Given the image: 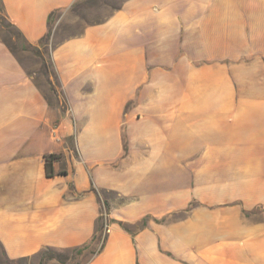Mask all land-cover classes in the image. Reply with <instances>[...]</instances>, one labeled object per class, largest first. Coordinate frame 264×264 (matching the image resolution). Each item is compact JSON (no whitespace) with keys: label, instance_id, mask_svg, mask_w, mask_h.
<instances>
[{"label":"crops","instance_id":"0c3cea01","mask_svg":"<svg viewBox=\"0 0 264 264\" xmlns=\"http://www.w3.org/2000/svg\"><path fill=\"white\" fill-rule=\"evenodd\" d=\"M79 1L0 7L40 47ZM49 60L63 111L0 39V264H264V0H122Z\"/></svg>","mask_w":264,"mask_h":264},{"label":"rangeland","instance_id":"374dc122","mask_svg":"<svg viewBox=\"0 0 264 264\" xmlns=\"http://www.w3.org/2000/svg\"><path fill=\"white\" fill-rule=\"evenodd\" d=\"M122 0H81L71 8L60 13H54L49 24V36L41 42V56L35 50L24 46L21 39L17 38L15 31L9 25L0 7V39L9 42L14 53L26 66L37 85L44 90L51 102H60V89L58 82L51 75L49 66V51L53 44L67 36L76 34L83 25L89 22H97L105 18L113 8ZM64 110V104H59ZM84 260L76 255L75 251H48L41 256L22 260L18 264H80Z\"/></svg>","mask_w":264,"mask_h":264},{"label":"trees","instance_id":"16d2710c","mask_svg":"<svg viewBox=\"0 0 264 264\" xmlns=\"http://www.w3.org/2000/svg\"><path fill=\"white\" fill-rule=\"evenodd\" d=\"M53 14H54V13H51V14L49 15V18H48V22H49V24L51 23V19H52ZM10 26H11V25H10ZM11 28H13V27H11ZM13 29H14V28H13ZM14 31H15V34H16L17 38H19V39L22 40L24 46L34 49L35 52H36V54H37L38 56L40 55L41 58H42V60H43L44 62H46L45 59H44V57H43V55L41 54L40 47H32L30 44H28V43L25 41V39L23 38V36H22L19 32H17L15 29H14ZM48 36H49V32H47V34L44 36V38L42 39V42H43L44 39L48 38ZM6 43H7V45H9V47H10L11 50H12V52L14 53V51H13V47L11 46V44H10L9 42H6ZM48 61H49V66L51 67V75H52L53 77H55V79H56V74H55V72H54V69H53V67H52V64H51L50 60H48ZM56 80H57V79H56ZM56 158H57V157H55V156H53V155H49V156H46V157H45V173H46V176H47V177H50V176L53 175L52 162H53V160L56 159ZM99 231H101V224H100ZM48 251H55V250L47 249V250H45L43 253H46V252H48ZM8 262H9L10 264H18V263H19V261H12V262H11V261H8Z\"/></svg>","mask_w":264,"mask_h":264},{"label":"built area","instance_id":"2783aa9c","mask_svg":"<svg viewBox=\"0 0 264 264\" xmlns=\"http://www.w3.org/2000/svg\"><path fill=\"white\" fill-rule=\"evenodd\" d=\"M99 218H100V223H101V231L98 237V250L102 247L106 239V236L108 235L109 230H110L108 214L105 209L101 211Z\"/></svg>","mask_w":264,"mask_h":264}]
</instances>
